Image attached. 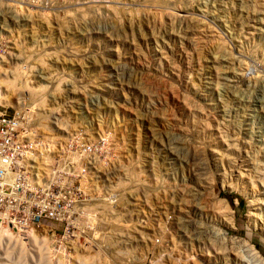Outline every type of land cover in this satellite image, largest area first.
Returning <instances> with one entry per match:
<instances>
[{
	"label": "rangeland",
	"instance_id": "obj_1",
	"mask_svg": "<svg viewBox=\"0 0 264 264\" xmlns=\"http://www.w3.org/2000/svg\"><path fill=\"white\" fill-rule=\"evenodd\" d=\"M2 108L33 154L98 149L84 211L0 230V264L264 258V0H0Z\"/></svg>",
	"mask_w": 264,
	"mask_h": 264
},
{
	"label": "built area",
	"instance_id": "obj_2",
	"mask_svg": "<svg viewBox=\"0 0 264 264\" xmlns=\"http://www.w3.org/2000/svg\"><path fill=\"white\" fill-rule=\"evenodd\" d=\"M3 108L0 109V230L41 228L42 214L46 219L59 218L58 222H66L65 215L76 214L81 202L79 198L83 197L73 181L78 185L85 178L86 188L91 187L93 168L89 165V155L98 149V145H68L73 151L68 152V156L73 154L77 163L71 162L74 157L67 155L66 159L56 160L59 157L53 156L51 145L45 148L39 145L43 154H33L35 145H30L24 131L25 115L19 111H13L11 115ZM104 175L101 181L97 177L95 183L104 184ZM55 180L65 182L67 186H57ZM29 186L31 188L27 190ZM87 196L90 200L91 193ZM88 205H94V201ZM81 211L84 208L80 207Z\"/></svg>",
	"mask_w": 264,
	"mask_h": 264
},
{
	"label": "bare ground",
	"instance_id": "obj_3",
	"mask_svg": "<svg viewBox=\"0 0 264 264\" xmlns=\"http://www.w3.org/2000/svg\"><path fill=\"white\" fill-rule=\"evenodd\" d=\"M250 207H252V210H254L256 208V206H260L262 208V210H264V188H263V192H260V196H255V198L253 197L252 200H250ZM251 225H253L254 229H259V231H261L262 233H264V224L258 225L255 223V221L253 219H251ZM244 243V244H243ZM243 246L248 248L249 252H253V257H254V264H264V258L256 251V249L254 248V246H250L248 243L243 242ZM246 244V245H245Z\"/></svg>",
	"mask_w": 264,
	"mask_h": 264
}]
</instances>
